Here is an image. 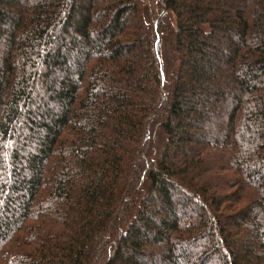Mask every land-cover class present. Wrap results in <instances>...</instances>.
I'll list each match as a JSON object with an SVG mask.
<instances>
[{
	"label": "trees",
	"instance_id": "16d2710c",
	"mask_svg": "<svg viewBox=\"0 0 264 264\" xmlns=\"http://www.w3.org/2000/svg\"><path fill=\"white\" fill-rule=\"evenodd\" d=\"M146 3L0 0V264H264V0Z\"/></svg>",
	"mask_w": 264,
	"mask_h": 264
},
{
	"label": "rangeland",
	"instance_id": "374dc122",
	"mask_svg": "<svg viewBox=\"0 0 264 264\" xmlns=\"http://www.w3.org/2000/svg\"><path fill=\"white\" fill-rule=\"evenodd\" d=\"M146 5H147L146 11L152 14V18L154 20L158 14L157 8H156V0H147ZM167 38H168L167 36L162 38V42L160 46L161 60L163 64L162 72L164 74L167 73L174 66L171 56L169 55V52H168V39ZM163 143H164V136L160 132H157L156 137H155L156 154L159 153V150L162 147Z\"/></svg>",
	"mask_w": 264,
	"mask_h": 264
}]
</instances>
